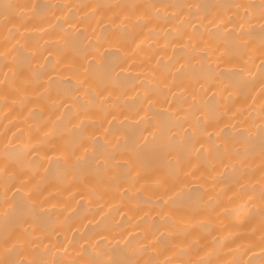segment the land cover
Segmentation results:
<instances>
[{
	"label": "bare ground",
	"instance_id": "bare-ground-1",
	"mask_svg": "<svg viewBox=\"0 0 264 264\" xmlns=\"http://www.w3.org/2000/svg\"><path fill=\"white\" fill-rule=\"evenodd\" d=\"M4 3L0 260L264 264V0ZM201 114L226 153L188 147Z\"/></svg>",
	"mask_w": 264,
	"mask_h": 264
},
{
	"label": "snow or ice",
	"instance_id": "snow-or-ice-1",
	"mask_svg": "<svg viewBox=\"0 0 264 264\" xmlns=\"http://www.w3.org/2000/svg\"><path fill=\"white\" fill-rule=\"evenodd\" d=\"M15 7H16V5L9 4V3H4L3 5H0V8H2V10H3L5 19H9L10 11L12 9H14ZM129 7L136 9L137 7H141V6L130 5ZM142 7L146 8V9H152V8H155L156 6L149 4V5H144ZM164 7L180 8V7H184V6H181V5H164ZM186 7L191 9L192 7L199 8L200 6H198V5L197 6L187 5ZM173 15H176V13H173ZM151 19H152V17L147 12H145L141 15H138L135 18L134 27L147 26ZM124 20L131 21V17L128 16L127 14H125ZM125 27H127V25H125ZM261 27L264 28V24H262ZM165 46H167V45H165ZM261 63L264 64V60H262ZM177 71L184 73L185 66L183 64H181L180 69H178ZM146 95H147V93H146ZM193 100H195V97H193ZM149 103H151V101H149ZM69 107H70V105H69ZM196 107H197V105L195 103H193L192 107L187 112H185V114L183 115V120L188 121L190 118V115L194 114L193 110L196 109ZM76 111H77V113L80 111L79 106L77 107ZM226 114L227 113H224V115H226ZM141 119L143 120L144 117H141ZM217 119H219V117L214 116V115L201 114L199 116L194 117V122L191 125V131H189V129H184L185 139L187 141L188 147L191 149H194L198 156L203 155L204 153H212V152L219 153L221 151H224L225 153L227 152L226 146L222 147L219 143H217L215 140L212 139L214 132L209 127V125L214 120H217ZM82 125H83V120L80 121V125H77V127H80ZM215 135L218 139L220 136V133H215ZM201 137L203 139H201ZM153 139H155V134H153ZM205 140L208 141V147H205ZM172 143H173V141L170 139L168 142L169 146H171ZM197 144L199 145L198 147H197ZM64 159H65V162H66L69 169L77 167L82 163L83 164L89 163V158L87 156V149H84V155H80V154L76 153L75 151H72L67 156H65ZM73 160L75 161L74 164L71 162ZM176 163H177V167L179 168V165H180L179 156L177 157ZM97 167H99V164L97 165ZM104 167L105 168L108 167L107 160H105V162H104ZM17 191H19V189H17ZM35 192H36V195H40L38 188L35 189ZM27 197L29 200H31L33 198L32 192L27 193ZM261 198L264 199V193H262ZM164 204L165 205L168 204V201H164ZM163 215L164 214L162 213V216ZM164 219L170 220L171 217L170 216H164ZM24 231L27 232V229H25ZM169 235H171V233H169ZM101 239H106V237H101ZM125 243H127V241H125ZM95 247H99V241L96 242ZM98 255H99V253H98ZM0 264H12V262L0 260ZM90 264H116V262L110 261V260L109 261L94 260V261H91ZM120 264H129V262L123 261V262H120Z\"/></svg>",
	"mask_w": 264,
	"mask_h": 264
}]
</instances>
